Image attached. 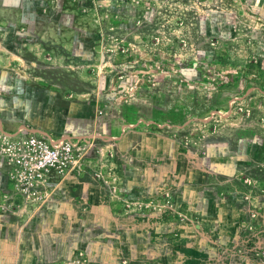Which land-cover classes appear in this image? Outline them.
I'll return each mask as SVG.
<instances>
[{
  "label": "rangeland",
  "instance_id": "374dc122",
  "mask_svg": "<svg viewBox=\"0 0 264 264\" xmlns=\"http://www.w3.org/2000/svg\"><path fill=\"white\" fill-rule=\"evenodd\" d=\"M4 99L114 139L76 141L40 206L6 168L0 223L16 232L62 195L99 214L22 255L0 229V264H264V0H0Z\"/></svg>",
  "mask_w": 264,
  "mask_h": 264
},
{
  "label": "crops",
  "instance_id": "0c3cea01",
  "mask_svg": "<svg viewBox=\"0 0 264 264\" xmlns=\"http://www.w3.org/2000/svg\"><path fill=\"white\" fill-rule=\"evenodd\" d=\"M45 95L46 98L44 97V95H38L35 94V92L32 90H28V98H30L33 102L36 101L39 103V100H48L49 102L54 103L56 101V97L54 95H52L51 97L48 94ZM7 101L8 100L6 99L0 101V133L7 134L9 136L36 134L41 136L42 138H45L51 144H56L58 142L66 140L81 141L82 139H99V137L100 139L109 141L114 139L108 138L107 135L103 134L102 136H100L98 135V131L92 132L89 127H82V129H79L77 128L79 126L77 122H74L72 125H70L72 119L69 120L70 124L67 125V127L64 126L58 128H51L47 125V123H44L43 120L32 119L30 118L31 115L28 114H24L25 116L23 115V117L17 119V117L9 115V113L12 112H10L8 106H6ZM37 110L38 107H32V109L29 110V114L35 113L37 112ZM26 116L28 117L26 118ZM77 129L81 131H78ZM132 140H135V136L131 138V141ZM133 146L136 147L140 145H138V143L136 144L135 140V144ZM5 173L6 167L3 164H0V188H5L4 185H1V181H4V177L3 179H1V176H5ZM5 181L7 182V180ZM68 183L70 184L69 187H73V185L77 187L76 181L72 182L71 180H69ZM85 187L86 186L84 185L82 192L84 199L86 198V194L88 198L89 194L91 193L89 192L88 194L86 191L87 187ZM73 189L75 188L73 187ZM66 195H68V193ZM57 196H59V192H57L56 197ZM62 196L63 197L61 198L57 197L56 200H54L55 198H52L45 204V206L33 213L31 215V218L29 217L30 219L23 223V225H21V228L17 232L14 229L15 225L12 224L10 220H4L6 225H2L3 221L1 220L0 229L3 231L7 230L4 231V233H6V235H9L10 233V236L14 240H17V242H19L20 240L19 247L21 251L19 252L21 253V255L22 252L26 251V249H24L25 245L27 246L26 248L32 247L31 250L34 253L36 249H39L41 251V249L43 250L44 248L55 247V249H58L61 246H66L67 243L69 244V239H71V237H75L76 234H78V231H75L77 230L75 227L76 224L82 219L83 215L88 220L97 218L96 213L99 214V210L90 211L82 204H80V201H78L77 203L74 201L69 202L67 200L66 203H64L66 198L64 197V195ZM81 196L82 195H78L80 199ZM58 199H62V202L60 203ZM73 199H76V197ZM100 210L101 213L107 214V211L105 209L101 208ZM94 221H96V219ZM87 226V223H82L81 225V229L84 233L88 232L89 228H87ZM19 232H22V235Z\"/></svg>",
  "mask_w": 264,
  "mask_h": 264
},
{
  "label": "built area",
  "instance_id": "2783aa9c",
  "mask_svg": "<svg viewBox=\"0 0 264 264\" xmlns=\"http://www.w3.org/2000/svg\"><path fill=\"white\" fill-rule=\"evenodd\" d=\"M77 142L73 140L49 143L36 134L9 136L0 133V164L18 193L32 206L44 202L46 182L52 172L76 167Z\"/></svg>",
  "mask_w": 264,
  "mask_h": 264
}]
</instances>
